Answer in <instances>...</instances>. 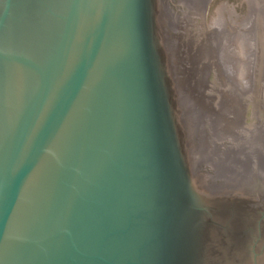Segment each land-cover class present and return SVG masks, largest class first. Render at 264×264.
Wrapping results in <instances>:
<instances>
[{
    "label": "water",
    "instance_id": "obj_1",
    "mask_svg": "<svg viewBox=\"0 0 264 264\" xmlns=\"http://www.w3.org/2000/svg\"><path fill=\"white\" fill-rule=\"evenodd\" d=\"M0 264H264V0H0Z\"/></svg>",
    "mask_w": 264,
    "mask_h": 264
}]
</instances>
